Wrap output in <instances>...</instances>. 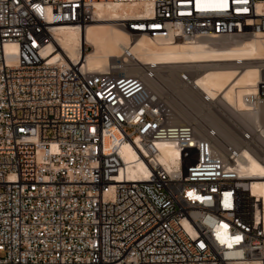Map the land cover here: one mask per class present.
I'll return each mask as SVG.
<instances>
[{"label":"built area","instance_id":"built-area-1","mask_svg":"<svg viewBox=\"0 0 264 264\" xmlns=\"http://www.w3.org/2000/svg\"><path fill=\"white\" fill-rule=\"evenodd\" d=\"M99 2L149 4L116 20L132 36L264 32V0H0V264H264L262 204L233 145L227 159L174 123L140 76L47 55L53 28L91 22ZM160 142L177 148L170 169ZM124 144L145 164L137 180L123 172Z\"/></svg>","mask_w":264,"mask_h":264},{"label":"bare ground","instance_id":"bare-ground-1","mask_svg":"<svg viewBox=\"0 0 264 264\" xmlns=\"http://www.w3.org/2000/svg\"><path fill=\"white\" fill-rule=\"evenodd\" d=\"M149 12L150 6L146 3H96L95 18L91 22L82 26L62 24L54 27L52 30L54 41L47 46L46 53L51 60H58L63 64L70 60L75 63L83 62L84 67L91 72H107L119 68L114 60L119 57V62L124 67L122 70L119 68L121 70L119 72H124L127 76H140L148 85L152 79L148 73L154 70L155 76L158 65L186 63L184 66H187V63L215 62L203 68L202 72L185 78L192 88L205 96L206 100L220 98L227 106L233 107L236 112L252 120L255 126L252 130L253 135L264 143L262 122L264 102L256 99L259 85L264 80V65L250 62L264 60V32L232 42L218 41L221 37L216 35L192 41L183 39L167 41L154 39L146 34L132 36L116 22L147 15ZM84 44H90L92 49L84 51ZM6 50L13 52L14 47L7 45ZM230 61L234 62V66L227 63ZM213 132L217 133L215 127ZM207 136L212 138L210 132ZM212 141L216 147L213 139ZM218 145L223 147L220 142ZM232 145L235 150L233 157L236 169L241 177L249 179L252 194L258 196L262 204L260 213L264 221V151L262 150L263 155H258L244 145ZM218 147L216 148L224 157L231 158V150L226 152ZM158 148L161 151L158 159L164 167L170 169L175 166L177 148L168 142L158 143ZM226 150L228 151V148ZM121 152L127 163L123 170L127 178L137 180V177H143L141 174H146L145 164L137 157L130 144H124Z\"/></svg>","mask_w":264,"mask_h":264},{"label":"rangeland","instance_id":"rangeland-1","mask_svg":"<svg viewBox=\"0 0 264 264\" xmlns=\"http://www.w3.org/2000/svg\"><path fill=\"white\" fill-rule=\"evenodd\" d=\"M244 38L229 36L221 37L218 41L232 42L235 39L242 40ZM91 49L92 46L90 44H84V51L87 52ZM116 59L114 58L116 61L115 64L122 70L124 67L119 62L120 58L116 57ZM250 62L264 65V60H252ZM210 63L214 64L215 62L187 63V66H184L186 63L184 65L180 63L158 65L155 76L149 81V86L163 101L174 123H189L195 126L202 135L206 133V136L215 127L217 133L212 136V139L216 143V147L219 146L218 144L220 142L221 145L223 144V147H219L228 152L226 149L232 144L236 146L244 145L250 148V150L252 149L256 154L263 155L264 143L260 138L256 135H254L252 140L246 141L244 138V133L251 132L255 129L253 122H251L252 120L236 112L233 107L227 106L220 98L213 101L206 100L205 96L197 89L192 88L185 78L186 76L189 77L202 72V69L208 67ZM227 63L234 66V62L232 63V61ZM119 68L110 71L117 75H126L124 72H119L121 71ZM262 122L264 125L263 118Z\"/></svg>","mask_w":264,"mask_h":264},{"label":"snow or ice","instance_id":"snow-or-ice-1","mask_svg":"<svg viewBox=\"0 0 264 264\" xmlns=\"http://www.w3.org/2000/svg\"><path fill=\"white\" fill-rule=\"evenodd\" d=\"M220 6H221V7H224V6H226V5L222 2ZM236 239L239 240V237H237Z\"/></svg>","mask_w":264,"mask_h":264}]
</instances>
